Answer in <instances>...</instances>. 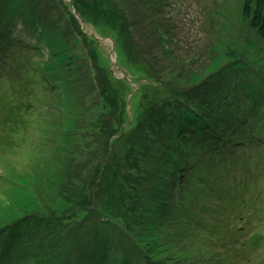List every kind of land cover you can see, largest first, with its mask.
Masks as SVG:
<instances>
[{
  "label": "rangeland",
  "instance_id": "374dc122",
  "mask_svg": "<svg viewBox=\"0 0 264 264\" xmlns=\"http://www.w3.org/2000/svg\"><path fill=\"white\" fill-rule=\"evenodd\" d=\"M243 3L0 0V264H149L142 242L264 263V40ZM133 64L173 100L117 137ZM197 156L193 182L168 169Z\"/></svg>",
  "mask_w": 264,
  "mask_h": 264
},
{
  "label": "trees",
  "instance_id": "16d2710c",
  "mask_svg": "<svg viewBox=\"0 0 264 264\" xmlns=\"http://www.w3.org/2000/svg\"><path fill=\"white\" fill-rule=\"evenodd\" d=\"M242 11H243L244 19L248 21L251 28L255 29L257 34H259L261 36V38L264 40V0H244ZM99 24L101 26H98ZM105 24L106 23H104V25ZM104 25L101 23H98L97 25L94 24V29L96 30L97 27H99L98 29H101L102 31H104L106 33V32H108L109 29H108V27H106ZM115 31L118 32V29H115ZM90 37H92V36H90ZM100 52H102L101 49H100ZM107 62H108V60H107ZM131 67L132 68H131L130 74H132L133 76L130 75V78H129L130 81L132 80L133 77H135L137 82H139V80L142 79L143 83H141V85L139 86L138 89H135L136 91H135V95L133 96V98L132 97L129 98L128 101L130 103V106H129L130 109L127 112H124L120 115L121 124H120L119 129H118L119 133L116 135L117 137H119V136L124 137L126 132L134 130L136 128V125L139 124V122H140L139 118L145 114V112L148 108L153 109L155 106L163 104L164 101L166 103L171 102V99H172V97L169 98V97L165 96V95H169V94H166L167 91H164V89L162 87L161 88L159 87V89H157V90L153 89L154 88L153 86L155 85V84H153L154 81H152V78L150 77L149 74L145 73L143 67L138 66L137 64H133V65H131ZM118 83H120V82H118ZM175 83L180 84L178 81ZM120 84L121 85L124 84V86H126L125 87L126 90L124 91L123 98H122L124 100L126 98V96H128V94H130V92L134 89L132 86H130L128 84L127 81H125L124 83H120ZM182 86L184 87V84H182ZM116 90H118V87ZM153 91L156 93V95L153 94ZM161 93H162V95H161ZM162 96H164V97H162ZM176 96H179V95H176ZM179 97L183 98L182 95ZM183 99H185V98H183ZM99 104L100 105L98 106V109L100 111H104V112L106 111L107 112L105 102L101 100ZM185 159H183V160L180 159L176 162H172L171 164H173V165L172 166H171V164L168 165V169H174V172H177V173L179 172L180 175H182L181 177H183V179L181 178L182 181H185V179H189V180H192V182H193L194 180L191 179L189 177V175L197 173L196 169L200 166L199 164H201V162L199 161V156L194 158L193 161L185 160ZM184 160L186 161V163H188V166H193V168L190 169L186 166L187 167L186 170H184V169L179 170L178 167L180 166V164H182L181 168L183 167V165H186V163H184ZM234 163H236V162H234ZM238 164H241V163H238ZM190 170L192 171L191 173H190ZM181 179L178 182L179 184L175 185V190L179 193V195L181 194V188H182V186L180 184L182 182ZM241 187H243V188H241ZM246 187H247V185H245V184L244 185L242 184V186L239 187V189H242V190H239L240 194L243 197H245V200L247 197H249L247 199L248 201H249V199L253 200L255 194L253 195L250 187H248V188H246ZM200 194L203 195L204 192L201 190ZM241 199H242V197H241ZM241 199H239L238 201H240ZM213 208H214L215 213L220 212L221 207H218L217 204L215 206H213ZM188 219H189V216H188L187 220ZM200 219H201V217H199V220ZM187 220L183 219L182 223L186 224L185 227H187L189 229L188 231L191 233L194 229L191 231L190 224ZM190 220H192V219L190 218ZM195 235L198 236V234H196V233H195ZM254 235H256V234L254 233ZM140 243L141 242H139L137 244L139 245ZM142 245H144L143 252H145L146 256L149 257V259H150L149 264H170L169 262L166 261V258L170 255V254H168L167 246L164 245L158 249L156 247V245L151 246L150 244L145 243V242H142ZM148 245L150 246V248L148 247ZM201 245L202 244H200L197 247L201 248ZM243 245H245V244H243ZM151 253H152V255H151ZM200 254H202V257H205L203 264H206V259H207L206 252L205 253L200 252ZM176 255H180V254H176ZM162 257H163V260L161 259ZM174 259L178 261V258H174ZM255 259H256V262L258 264H264V263H261L257 259V257ZM178 263H179V261H178Z\"/></svg>",
  "mask_w": 264,
  "mask_h": 264
},
{
  "label": "bare ground",
  "instance_id": "6f19581e",
  "mask_svg": "<svg viewBox=\"0 0 264 264\" xmlns=\"http://www.w3.org/2000/svg\"><path fill=\"white\" fill-rule=\"evenodd\" d=\"M68 135H70V134H68ZM17 141H18V140H16V142H17ZM222 256H223V257H226V254H222ZM225 261L228 262L226 259H225Z\"/></svg>",
  "mask_w": 264,
  "mask_h": 264
},
{
  "label": "water",
  "instance_id": "95a60500",
  "mask_svg": "<svg viewBox=\"0 0 264 264\" xmlns=\"http://www.w3.org/2000/svg\"><path fill=\"white\" fill-rule=\"evenodd\" d=\"M113 50V49H112Z\"/></svg>",
  "mask_w": 264,
  "mask_h": 264
}]
</instances>
